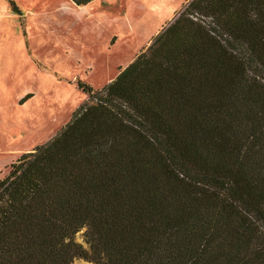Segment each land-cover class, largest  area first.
Segmentation results:
<instances>
[{"label": "trees", "instance_id": "1", "mask_svg": "<svg viewBox=\"0 0 264 264\" xmlns=\"http://www.w3.org/2000/svg\"><path fill=\"white\" fill-rule=\"evenodd\" d=\"M77 86L88 101L0 178V264H264V0H187Z\"/></svg>", "mask_w": 264, "mask_h": 264}, {"label": "rangeland", "instance_id": "2", "mask_svg": "<svg viewBox=\"0 0 264 264\" xmlns=\"http://www.w3.org/2000/svg\"><path fill=\"white\" fill-rule=\"evenodd\" d=\"M0 0V178L144 51L185 0ZM184 2V3H183ZM26 93L31 95L19 103ZM74 240L87 247L84 228ZM71 264H95L74 258Z\"/></svg>", "mask_w": 264, "mask_h": 264}, {"label": "crops", "instance_id": "3", "mask_svg": "<svg viewBox=\"0 0 264 264\" xmlns=\"http://www.w3.org/2000/svg\"><path fill=\"white\" fill-rule=\"evenodd\" d=\"M186 1H187V0H185L184 2H186ZM184 2H183V3H184Z\"/></svg>", "mask_w": 264, "mask_h": 264}]
</instances>
